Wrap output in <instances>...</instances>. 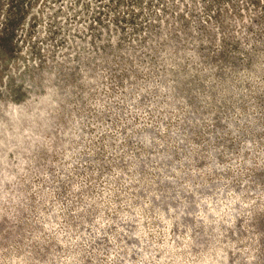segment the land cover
<instances>
[{
	"label": "rangeland",
	"instance_id": "374dc122",
	"mask_svg": "<svg viewBox=\"0 0 264 264\" xmlns=\"http://www.w3.org/2000/svg\"><path fill=\"white\" fill-rule=\"evenodd\" d=\"M0 264H264V0H0Z\"/></svg>",
	"mask_w": 264,
	"mask_h": 264
},
{
	"label": "trees",
	"instance_id": "16d2710c",
	"mask_svg": "<svg viewBox=\"0 0 264 264\" xmlns=\"http://www.w3.org/2000/svg\"><path fill=\"white\" fill-rule=\"evenodd\" d=\"M5 39H6V40H9V39H7L6 37H5Z\"/></svg>",
	"mask_w": 264,
	"mask_h": 264
}]
</instances>
